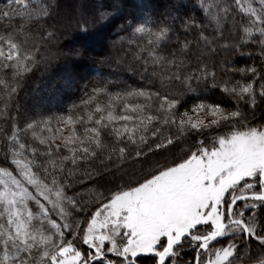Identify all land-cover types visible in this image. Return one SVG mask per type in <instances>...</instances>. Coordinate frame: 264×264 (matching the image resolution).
I'll return each mask as SVG.
<instances>
[{
    "label": "snow or ice",
    "instance_id": "1",
    "mask_svg": "<svg viewBox=\"0 0 264 264\" xmlns=\"http://www.w3.org/2000/svg\"><path fill=\"white\" fill-rule=\"evenodd\" d=\"M195 2L119 26L143 86L98 79L31 117L16 97L57 55L55 0H0V264H264V0Z\"/></svg>",
    "mask_w": 264,
    "mask_h": 264
},
{
    "label": "trees",
    "instance_id": "2",
    "mask_svg": "<svg viewBox=\"0 0 264 264\" xmlns=\"http://www.w3.org/2000/svg\"><path fill=\"white\" fill-rule=\"evenodd\" d=\"M100 5H114L116 10L87 30L76 27L82 15L93 16ZM52 8L47 23L59 29L63 38L55 45L54 58L41 60L20 80L16 102L25 116L67 113L98 79L111 81L113 90L129 84L143 86L131 53L118 58L112 48V41L122 34L119 26L126 20H171L178 26L185 18L201 14L195 0H55ZM108 56H114L115 62H102ZM237 59L241 65L248 61L246 56Z\"/></svg>",
    "mask_w": 264,
    "mask_h": 264
},
{
    "label": "rangeland",
    "instance_id": "3",
    "mask_svg": "<svg viewBox=\"0 0 264 264\" xmlns=\"http://www.w3.org/2000/svg\"><path fill=\"white\" fill-rule=\"evenodd\" d=\"M120 57L121 56L119 55L118 58H120ZM140 219H142L148 225H152L158 221V218L152 217V216H142V217H140Z\"/></svg>",
    "mask_w": 264,
    "mask_h": 264
}]
</instances>
